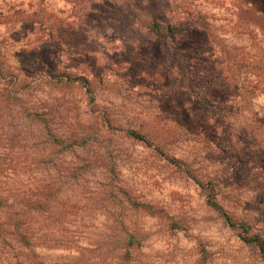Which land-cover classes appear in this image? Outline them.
<instances>
[{"label": "trees", "instance_id": "obj_1", "mask_svg": "<svg viewBox=\"0 0 264 264\" xmlns=\"http://www.w3.org/2000/svg\"><path fill=\"white\" fill-rule=\"evenodd\" d=\"M166 2L116 0L112 8L108 3L109 8L90 2V8L75 13L74 25L56 20L46 28L51 46L30 51L36 55L46 48L52 58L50 50H59L65 33L72 39L68 43L69 57L87 64L93 54L88 46L90 31L86 29L91 21L113 14L131 21L122 30L106 27L96 35H109L110 40L122 44L121 53L130 58L125 61L126 71L135 72L127 77L147 81L158 87L157 91L165 90L159 101L164 108L152 115L156 125L149 131L140 125H123L122 119L105 110L85 113L88 117H80L81 123L70 119L69 112L77 108L59 91L83 87L84 94L95 103L96 86L104 80L94 73L75 71L72 75L63 68L56 78H47L53 82L52 87L61 88L56 96L46 97L47 105L42 99L34 105L27 94L18 90L17 76L10 75L5 81L0 70V256L5 257L4 263L50 264L34 253L41 248L37 241L47 238L57 244L47 242V247L58 248L59 238L83 227L86 207L79 201L71 203L75 196L69 198L60 189L74 184L79 194L87 197L86 169L96 165L107 174L115 169L107 153L109 144L94 139L105 129L127 138L132 145L147 146L152 155L184 175L185 181H192L205 205L217 212L228 227L236 229L240 243L264 264V0H229L226 10L233 16V28L245 39L231 46L218 45L205 13L197 10L192 0L182 4L178 12L170 10ZM151 5L153 11L149 10ZM163 10L169 11L168 18L161 13ZM138 15L143 20L137 27ZM50 68L54 75L59 68L55 60ZM59 119L63 125L55 123ZM201 135L205 136L206 146H213L211 150L220 162L216 164L219 170L203 176L193 169L192 162L187 163L188 156L177 158L171 149L176 140L185 137L193 138L196 148L202 144ZM119 148L113 146L111 150L120 152ZM210 161L214 164L218 160ZM103 180L97 184V193L92 192L93 199L115 203L119 210L123 205L138 209L137 199L118 187L113 175ZM238 189L250 197L242 198L234 191ZM115 221L119 233L103 244V250L110 256L115 253L120 263L144 264L136 255L143 251L144 239L134 236L135 224L124 225L122 218ZM177 237V231L165 228L145 248L154 253L163 251L162 245L169 239L178 241ZM89 246L102 251L99 242ZM129 252L135 253L133 261ZM199 263L205 264L203 260Z\"/></svg>", "mask_w": 264, "mask_h": 264}, {"label": "rangeland", "instance_id": "obj_2", "mask_svg": "<svg viewBox=\"0 0 264 264\" xmlns=\"http://www.w3.org/2000/svg\"><path fill=\"white\" fill-rule=\"evenodd\" d=\"M187 1L190 0H167L166 3L170 10L178 12L179 9L181 11V5ZM192 1L197 10L203 12V15L205 13L215 38L219 40L218 45L222 43L231 46L245 41L236 35L233 28V16L229 9L226 10L229 0ZM90 2L94 5L103 4L108 8L110 6L106 3L110 4L111 8L116 4V0H0V70L5 76L3 79L6 81L10 75L17 76L20 81L18 90L27 94L29 103L35 105L39 104L41 99L42 103L46 104V97L56 96L61 88L52 87L53 82L47 78H56L59 72L64 71L63 68H66L65 73L72 75L75 71L94 73L104 80L96 86L95 103H91L89 96L84 94L83 87L80 90L68 87L59 91V95L63 93L65 98L72 99L73 106L77 108L69 112L70 119L81 123L80 117L82 120L88 117L85 113L96 114L99 110H105L111 116L122 119L123 125H140L149 131L156 125L152 115L159 113V108L164 106V103L159 101H162L160 96H163L165 90L157 91L158 87L155 89L154 85L147 81L127 77L135 72L126 71L128 67L125 61L130 58L121 53L122 44L118 40H110L109 35L104 38L96 35L106 27L122 30L131 21L124 20L118 14H113V17L104 16V19L98 22L91 21L86 29L90 31L88 46L93 54L87 64L83 60L69 57L68 43H72V39L65 33L62 34L63 40L59 50H50L53 52L52 58L48 57L49 50L46 48L36 55L30 53L38 47L53 44L47 37L46 28L56 24V20L63 25H74L77 16L75 13L90 8ZM149 10L153 11L154 7L151 5ZM161 13L165 14L166 18L170 16L169 11L163 10ZM136 18L138 27L143 17L138 15ZM52 60L59 66L54 75L50 72ZM75 67L78 70H73ZM61 122V119L55 121L58 124ZM112 133L111 130L104 129L103 133L100 130L94 139L99 144H109L110 151L107 153L111 155L110 162L115 164V169L110 174L114 176L118 187L128 190L137 199L138 209L123 205V209L119 210L115 203L93 199L92 192L97 193V184L103 183V179L110 174L96 165L92 169H86L85 188L90 192L87 197L80 195L74 184L60 186L65 196H75L70 200L71 203L79 201L86 207L82 213L83 227L59 238L58 248L47 247L50 240L41 238L37 241L41 248L38 247L34 251L37 256L50 264H129L118 262L115 253L112 252L110 256L108 251L103 250L109 239L119 233L115 220L122 218L124 225L135 224V237L144 239L143 251L140 255L136 254L144 264H200L201 260L205 264H263L240 243L236 229L228 227L217 212L205 205L203 195L192 181H185L184 175H179L176 168L164 162L162 158L152 155L147 146L139 143L132 145L127 138ZM204 139L205 136L201 135L199 140L202 144L193 148V138L191 140L185 137L176 140L175 148H171L177 158L188 156L187 163L192 162L193 169L202 176L220 169L216 165L219 162L218 155L211 150L213 146L204 144ZM113 146L122 148H119L120 152H115L111 150ZM210 158L218 161L212 164ZM234 191L242 195V198L250 197L243 189ZM99 197L100 195L96 196ZM93 202L95 205H92ZM140 207L145 209H139ZM119 212L120 216L116 217ZM165 228L177 231L178 241L167 240L162 245L164 250L157 253L145 248L151 239L158 238L159 232ZM262 233L264 235V228ZM54 240L57 239L53 238ZM94 242L101 243L102 251L90 248L89 245ZM129 256L133 261L135 253L129 252ZM4 258L3 255L0 256V264H6L3 262ZM175 258L177 261L174 263L172 261Z\"/></svg>", "mask_w": 264, "mask_h": 264}]
</instances>
